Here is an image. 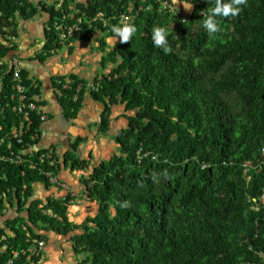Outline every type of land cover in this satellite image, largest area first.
I'll use <instances>...</instances> for the list:
<instances>
[{
  "label": "trees",
  "instance_id": "16d2710c",
  "mask_svg": "<svg viewBox=\"0 0 264 264\" xmlns=\"http://www.w3.org/2000/svg\"><path fill=\"white\" fill-rule=\"evenodd\" d=\"M190 2L188 18L174 0H63L61 7L57 1L0 0L5 40L0 42V141L6 138L0 151L8 155L37 148L44 123L33 114L23 146L7 138L22 123L14 112L11 66L20 20L49 15L41 61L62 46L56 24L68 27L81 20L82 31L69 41L90 39L95 32L109 37L113 25L125 24L123 16L137 28L130 41H117L107 53L111 70L95 79L92 91L107 106L103 133L109 130L111 106L121 104L130 115L118 140L122 156L102 162L87 180L100 210L74 237L75 251L86 256L82 264H264V0H246L238 15L218 16L220 31L211 35L203 21L217 0ZM155 26L167 28L171 52L153 44ZM21 75L30 96L44 107L40 85L27 69ZM72 79L73 90L59 100L75 119L87 85ZM60 80L65 78L54 81L57 89ZM45 152L27 154L36 169L28 162L0 163V216L13 201L20 214H28L7 222L14 235L0 243V264L40 240L37 230L67 235L79 229L68 217L70 197L33 200L36 183L50 184L41 171H57L56 165L39 163ZM67 158L80 165L73 154ZM4 235L0 229V240ZM39 260L26 254L14 264Z\"/></svg>",
  "mask_w": 264,
  "mask_h": 264
},
{
  "label": "crops",
  "instance_id": "0c3cea01",
  "mask_svg": "<svg viewBox=\"0 0 264 264\" xmlns=\"http://www.w3.org/2000/svg\"><path fill=\"white\" fill-rule=\"evenodd\" d=\"M174 4L184 17H190L193 7L186 9L182 0ZM48 21L49 15L46 13L28 21L20 20L19 36L14 39V43L18 45L15 52L17 58L14 60L27 69L29 77L36 80L41 87V100L49 112V118L42 125L39 148H51L56 152L59 159L56 163L59 165L58 171L54 173L77 196L68 208V217L79 229L67 235L52 229L35 230L42 236L40 240L45 242L40 264H82L86 256L75 251L74 237L83 234V225L95 218L100 210L99 204L86 196L87 180L102 162L122 156L118 140L120 133L129 126L126 115L130 113L121 104L111 106L109 130L107 133L102 132V119L107 106L105 102L97 100L92 91L97 89L95 79L108 74L112 67V64L105 62L107 53L113 47L107 35L95 32L90 39L79 36L67 42L69 47L65 53H59V50L68 46L66 44L41 61L37 57L47 42ZM0 42L5 43L1 36ZM67 77L78 78L87 85L81 110L75 119L68 118L56 95L54 81ZM1 90L0 78V92ZM69 154L79 159L80 165L77 166V162L73 164V159L67 158ZM66 196V191L56 185L47 182L34 185L33 200L47 203L48 200H61ZM19 216L27 218L28 214H20L17 201L9 203L4 215L0 216V229H4L7 234L0 243L14 235L7 229L6 224ZM7 248L5 246L3 250L6 251Z\"/></svg>",
  "mask_w": 264,
  "mask_h": 264
},
{
  "label": "built area",
  "instance_id": "2783aa9c",
  "mask_svg": "<svg viewBox=\"0 0 264 264\" xmlns=\"http://www.w3.org/2000/svg\"><path fill=\"white\" fill-rule=\"evenodd\" d=\"M48 1H53V0H48ZM58 2V7H61L63 0H57ZM165 6H167V2H164ZM103 17V14H99L97 18ZM96 18V20H97ZM95 20V21H96ZM130 21L129 17L123 16L121 18L122 23H128ZM81 25L82 22L81 20H78V22L72 26H63L60 24H56V30H58L61 35V44L66 43V41H69L71 37L74 36L77 32H81ZM106 26V23H105ZM11 66L13 67V78L14 81L16 82L14 90H15V96L16 99L18 100V104L14 107V112L17 113L22 117V123L18 127H14L12 132L7 136L8 139L11 141H16L17 145L23 146L24 145V136L26 131L29 129L30 125L32 124V117L34 113H37L38 116H40L41 121L45 122L49 118V112L46 110L44 107H39L37 104V98L31 97L29 94V90L26 87L25 83L23 82L21 71L22 67L20 66L19 62L16 60H13L11 62ZM62 88H59L57 90V96L58 98H63L65 95L66 91H71L73 90V87L76 85V82L73 79H66L64 82L61 80L57 82ZM81 92V86L78 85L77 87V92L75 93V101L78 99V95ZM0 131H2V128H0ZM36 138V137H34ZM6 138L1 139L0 141V147L4 143ZM38 147H33L27 151H25L24 147L21 150V153H14L12 152L10 155L4 154L0 151V163L5 162L9 164H16V165H21L24 163H29L30 168L36 169L37 168V163H34L32 161H29L27 159V154L31 153L34 149L38 150ZM12 146L9 144L8 145V150H11ZM54 149H48L46 150L45 153L41 154L39 157V163H49L51 167H54L56 165V155H55ZM262 153L264 154V147L262 149ZM252 164L247 163L245 164V167L249 168ZM44 176L49 180L51 184H54L58 187H62L66 191H69L68 186L60 181L53 172H50L48 170H42L41 171ZM264 201V199H263ZM52 215V213L50 212ZM5 237V236H4ZM45 248V242L41 240H34V245L29 248L28 251H16L13 253V257L10 258L6 264H14L15 260L18 259L22 255H29V256H35V257H41L42 253Z\"/></svg>",
  "mask_w": 264,
  "mask_h": 264
},
{
  "label": "clouds",
  "instance_id": "9594fccd",
  "mask_svg": "<svg viewBox=\"0 0 264 264\" xmlns=\"http://www.w3.org/2000/svg\"><path fill=\"white\" fill-rule=\"evenodd\" d=\"M53 1H57V0H53ZM174 2L177 4L178 0H174ZM167 3H169V2H167ZM182 3L186 9H191L193 7V3H191L190 0H182ZM245 3H246V0H227V2H222V0H217V4H216L215 8L212 9L211 14L207 15V18L204 19V21H203L204 28L208 31V33L210 35L219 32L220 26H219V23L217 21V17L218 16L228 17L229 15L236 16L241 11L240 6L245 4ZM111 31H112L113 35L109 36L108 39H109V41H111L113 43V46H115L118 39L120 42L130 41L132 39V37L134 36V34L136 33L137 28H136V25L134 23H125L122 25H113ZM152 41H153V44L155 46L161 48L165 54L172 51L171 46H170L169 41H168V31H167L166 27L155 26L152 29ZM66 42H68V41H66ZM64 44H66V43H64ZM64 44H62V46ZM54 52H55V50L52 51V54ZM66 79H72V78L67 77V78H65V80ZM81 88H82V86H81ZM57 90L58 89L56 88V95H57ZM57 98H58V96H57ZM59 99L60 98H58V100ZM59 102H60V100H59ZM44 108H45V106H44ZM48 149H51V148H48ZM48 149H46V150H48ZM38 151H39V147H38V150L34 149L32 152H38ZM55 155H56V153H55ZM56 162H58V161L56 160L55 163ZM58 165H59V163H56L57 171H58ZM54 175L57 177V175L55 173H54ZM51 185H54V184H51ZM67 186L69 188V191H66L65 189L64 190L67 193L66 197H70V203H69V206H70V204L73 202L74 199H76L77 196L75 193H73L71 191V188L69 187V185H67ZM88 193H89L88 192V186H86V196L90 198V195ZM35 240H37V239H35ZM39 258H40V260H42V256Z\"/></svg>",
  "mask_w": 264,
  "mask_h": 264
},
{
  "label": "rangeland",
  "instance_id": "374dc122",
  "mask_svg": "<svg viewBox=\"0 0 264 264\" xmlns=\"http://www.w3.org/2000/svg\"><path fill=\"white\" fill-rule=\"evenodd\" d=\"M66 45H68V43H67V42H66ZM67 47H69V45H68V46H66V47H63V48H62L63 50H59V53H60V52H63V51H64V53H65V52L67 51V50H66V49H67ZM33 257H34V256H30V258H33ZM41 261H42V260H39V264L41 263Z\"/></svg>",
  "mask_w": 264,
  "mask_h": 264
}]
</instances>
